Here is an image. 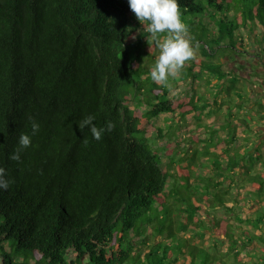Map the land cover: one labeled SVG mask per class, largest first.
<instances>
[{
  "label": "trees",
  "instance_id": "trees-1",
  "mask_svg": "<svg viewBox=\"0 0 264 264\" xmlns=\"http://www.w3.org/2000/svg\"><path fill=\"white\" fill-rule=\"evenodd\" d=\"M245 1L264 45V0ZM177 2L188 28L196 23L187 15L213 8L223 12L219 32L203 26L200 35L248 44L242 0ZM148 25L137 24L128 0H0V167L10 182L0 189V264H264V97L245 110V78L202 58L182 70L193 77L187 94L154 82L133 43ZM253 81L263 85L264 72ZM216 107L226 119L205 122ZM175 113L195 119L193 155L222 179L191 181L193 165L180 166L189 154L169 150L164 160L155 139L167 137ZM89 115L114 129L97 141L78 125ZM21 134L31 145L16 161Z\"/></svg>",
  "mask_w": 264,
  "mask_h": 264
},
{
  "label": "rangeland",
  "instance_id": "rangeland-1",
  "mask_svg": "<svg viewBox=\"0 0 264 264\" xmlns=\"http://www.w3.org/2000/svg\"><path fill=\"white\" fill-rule=\"evenodd\" d=\"M205 4V2H203ZM239 3V2H238ZM241 4L243 5L242 8L240 7L241 11V18L244 20V23L240 25V27L243 29V39L248 42L245 48L239 46V41L235 36V44H231L232 37L231 35H227L225 38L222 39V42L220 45L216 44L215 41H213V31L214 30H205L202 35H200V31H202L205 27L213 26L216 31L219 32L218 26L216 25L218 19L223 16L222 11L214 10L213 8L205 7L204 12L195 13V14H189L187 15L188 19H192L195 21L194 27L188 28L190 35L193 37V31L194 28L195 31L198 32V36L201 40L193 39V47H194V58H202V59H208V60H214L217 62L223 63L224 68L227 71H232L234 73L240 74L247 82L246 91L244 93V101H241L245 107V110L251 109L254 107L255 102L262 97H264V84L259 85L258 83H255L253 81L254 79V72L256 70L264 72V45L263 43L259 42V39H256L255 34L251 31V28H255V21L252 19V12L256 11L253 10L252 4L250 2H247L245 0H242ZM237 12L235 10H229L227 13V16L229 19L233 18L234 15H236ZM187 19V20H188ZM144 22H140L137 19V24H142ZM259 23V22H258ZM136 26V25H135ZM249 28L250 31L245 30L244 28ZM137 35L135 39L133 40V43L138 44L142 50V69H153L156 63V59L158 58L160 54V49L157 46L155 40L152 38L151 34L148 31V27L144 31L142 29H136ZM168 35V33H161L159 34V38L161 42H163V39ZM216 37V35H215ZM208 44L207 56L203 54L202 49L205 47V44ZM252 43V44H250ZM131 47H134L131 43ZM248 49V50H247ZM244 50V51H243ZM247 50V51H245ZM250 50V52H249ZM248 52V53H247ZM258 53L262 54V57L258 56ZM213 54V56H212ZM260 54V55H261ZM193 59L186 61L183 69L191 64L193 62ZM257 60H260L257 62ZM181 69L174 77L169 76L168 78V85L172 88L173 93L176 95H185L188 92L192 90L191 85L193 81V77L184 78ZM210 78V74L207 71H203L202 78L200 82L198 83V91L201 94L206 95L209 92V84L207 80ZM247 78V79H246ZM243 85V84H241ZM221 107V106H220ZM218 110L216 113L214 112L210 117L205 118V122H212L217 120H225L227 115L226 113L217 108ZM175 116L170 119L168 125L173 124V127L170 128L167 126L165 127L167 137L165 138H158L155 139L156 144L161 148L164 160L167 161V156L165 155L166 152L170 151H176L177 156L180 157L182 155L189 154V159L183 161L180 166L182 167H191V169L194 167L193 174L191 176V181H194L195 178L201 174L204 176L206 180H210L209 176H213L216 179H222L223 176L219 177L217 174L216 167H214L211 163H206L207 160L204 159V157L198 153L195 156L193 153L195 152L196 146L198 149L200 148L199 144L194 143V137L193 133L197 132V122L192 116L187 117H179L177 113L174 114ZM262 129L264 130V122H262ZM255 132H253L251 135H254ZM155 138V137H154ZM251 145V143H250ZM176 167H179L178 162L176 163ZM177 169V168H176ZM242 177V174H240V178ZM174 182V181H172ZM178 184L179 182H174ZM241 194V189L238 187V184L232 185V190L230 192V195L235 198L238 197ZM170 202L174 204V209L171 212V215L175 218H178L180 215L179 210L176 208L177 204H175V200L173 198L170 199ZM200 217L204 216L199 212L198 213ZM180 235H185V237L190 238L192 236V232H185L180 233ZM196 242L199 244H205V240L203 238H194ZM194 239L191 238V241H194ZM206 245V244H205Z\"/></svg>",
  "mask_w": 264,
  "mask_h": 264
},
{
  "label": "clouds",
  "instance_id": "clouds-1",
  "mask_svg": "<svg viewBox=\"0 0 264 264\" xmlns=\"http://www.w3.org/2000/svg\"><path fill=\"white\" fill-rule=\"evenodd\" d=\"M131 11L142 23L148 21V31L160 49L154 68L151 70V79L158 83H166L169 76H175L183 69L185 62L194 58L193 37L189 33L188 26L181 21V10L177 0H128ZM168 33L161 42L159 34ZM94 117L89 115L79 123L83 130L89 128L94 139L99 141L104 132H111L115 125L108 121L103 128L94 124ZM40 125L33 121V135L39 131ZM87 144V140L84 141ZM31 145V137L21 134L19 146L10 157L20 160V153ZM9 180L6 179L5 169L0 167V189L7 190Z\"/></svg>",
  "mask_w": 264,
  "mask_h": 264
}]
</instances>
